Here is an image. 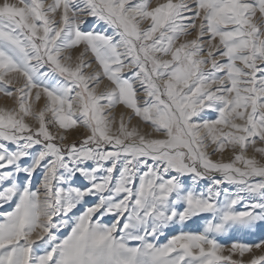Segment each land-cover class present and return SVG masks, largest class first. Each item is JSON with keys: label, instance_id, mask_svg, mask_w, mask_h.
Returning a JSON list of instances; mask_svg holds the SVG:
<instances>
[{"label": "snow or ice", "instance_id": "obj_1", "mask_svg": "<svg viewBox=\"0 0 264 264\" xmlns=\"http://www.w3.org/2000/svg\"><path fill=\"white\" fill-rule=\"evenodd\" d=\"M0 96V264H264V0H0Z\"/></svg>", "mask_w": 264, "mask_h": 264}, {"label": "rangeland", "instance_id": "obj_2", "mask_svg": "<svg viewBox=\"0 0 264 264\" xmlns=\"http://www.w3.org/2000/svg\"><path fill=\"white\" fill-rule=\"evenodd\" d=\"M153 3H155V0H153ZM11 104V101L5 99L4 97L0 96V106H5V105H10ZM120 107L118 106L115 111L117 113H119L120 111ZM215 158V157H214ZM203 223V221H194V222H190L186 227H185V231H199L200 230V225ZM178 231V229H177ZM262 233H264V226H262L260 229L256 230L255 232V235H252V234H248V233H234L231 237V239H234V240H240V241H243V242H246V243H252L254 242ZM172 234H175L174 231L172 232H169L168 235H172ZM60 235H66V232H62L60 233ZM161 243L165 242V238L162 237L161 238ZM230 239L229 238H221L220 239V243L222 244H230Z\"/></svg>", "mask_w": 264, "mask_h": 264}]
</instances>
